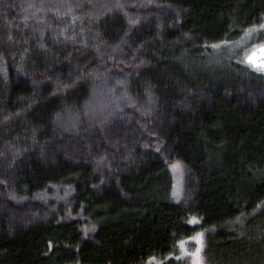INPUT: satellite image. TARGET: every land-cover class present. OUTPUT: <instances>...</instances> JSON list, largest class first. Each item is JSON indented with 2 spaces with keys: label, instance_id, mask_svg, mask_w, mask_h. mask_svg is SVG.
Here are the masks:
<instances>
[{
  "label": "trees",
  "instance_id": "obj_1",
  "mask_svg": "<svg viewBox=\"0 0 264 264\" xmlns=\"http://www.w3.org/2000/svg\"><path fill=\"white\" fill-rule=\"evenodd\" d=\"M263 21L264 0H0V264H178L200 233L210 263L263 264L264 74L237 49Z\"/></svg>",
  "mask_w": 264,
  "mask_h": 264
},
{
  "label": "rangeland",
  "instance_id": "obj_2",
  "mask_svg": "<svg viewBox=\"0 0 264 264\" xmlns=\"http://www.w3.org/2000/svg\"><path fill=\"white\" fill-rule=\"evenodd\" d=\"M264 21L257 27L248 31V33L244 35L243 40L237 45V49L240 51L242 60L244 61L247 54L252 51L255 47L260 45L264 41ZM208 58V64L211 66L215 63L214 59H211L213 55L206 56ZM132 124H130L131 126ZM170 170L174 179V191L173 196L177 201H183L185 197V181H186V169L183 164L174 162L170 164ZM260 214H264V206L260 208ZM243 222V223H242ZM238 224L239 229L242 228V232L240 234L241 238L248 239L249 235H247V228L244 226L245 221H241ZM207 245V234L200 233L195 235L193 238L184 241L183 246L180 244V255L178 257V264H241L239 262L233 261H225L219 262L215 260L213 262H209L206 254V246ZM259 247L264 250V246ZM146 264H165V261L160 259H152L149 260ZM264 264V261H263Z\"/></svg>",
  "mask_w": 264,
  "mask_h": 264
},
{
  "label": "snow or ice",
  "instance_id": "obj_3",
  "mask_svg": "<svg viewBox=\"0 0 264 264\" xmlns=\"http://www.w3.org/2000/svg\"><path fill=\"white\" fill-rule=\"evenodd\" d=\"M262 27H264V26H262ZM216 45H214V47H215ZM259 47V49L261 50V51H264V45H260V46H258ZM246 59L248 60V62L253 66V67H255L258 71H260V72H264V58H261L260 60H256V59H254L253 58V55L252 54H249L247 57H246ZM183 243L184 242H180V244H181V247L183 246ZM152 259H155V258H152Z\"/></svg>",
  "mask_w": 264,
  "mask_h": 264
},
{
  "label": "water",
  "instance_id": "obj_4",
  "mask_svg": "<svg viewBox=\"0 0 264 264\" xmlns=\"http://www.w3.org/2000/svg\"><path fill=\"white\" fill-rule=\"evenodd\" d=\"M261 45H264V44H261ZM259 46H260V45H259ZM249 54H252V55H253V58L256 59V60H260L261 58H264V51H261V50L259 49L258 46L255 47L252 51H250V52L247 54V56H248ZM247 56H246V57H247ZM246 57H245V59H244V62H245V64L248 66V68H250V69L253 70V71H256V72H259V73H263V74H264V72H260V71H258L255 67H253V66L248 62V60L246 59Z\"/></svg>",
  "mask_w": 264,
  "mask_h": 264
}]
</instances>
